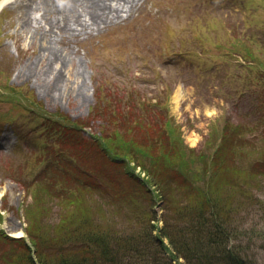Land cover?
Wrapping results in <instances>:
<instances>
[{"label":"rangeland","instance_id":"rangeland-1","mask_svg":"<svg viewBox=\"0 0 264 264\" xmlns=\"http://www.w3.org/2000/svg\"><path fill=\"white\" fill-rule=\"evenodd\" d=\"M3 1L0 264H33L35 249L42 264L80 258L81 230L101 238L93 252L129 243L140 256L126 263L228 264L211 263L222 249L207 252L205 221L264 264V0H143L101 32L57 29L62 61L34 37L42 0ZM95 138L121 161L98 159ZM104 162L116 177L95 194Z\"/></svg>","mask_w":264,"mask_h":264},{"label":"bare ground","instance_id":"bare-ground-1","mask_svg":"<svg viewBox=\"0 0 264 264\" xmlns=\"http://www.w3.org/2000/svg\"><path fill=\"white\" fill-rule=\"evenodd\" d=\"M140 2L141 0H42L39 2L43 12L42 20L44 22L42 23H45L47 30L42 28L41 31L40 26L37 27L33 31L34 37L37 39L39 35L42 36V51L45 54H50L51 60L62 61V56L59 55L55 45L58 35H54V33L57 29L68 33L69 30L74 33L77 28L83 31L102 30V27L110 26L119 20L125 12L131 13V15L135 11L137 12L136 9ZM31 4H33L32 1ZM26 30H29L28 27ZM58 85V81L49 82L47 91L54 93ZM177 96L180 97L181 93H178ZM22 234L23 232H17L15 235L18 237Z\"/></svg>","mask_w":264,"mask_h":264},{"label":"trees","instance_id":"trees-1","mask_svg":"<svg viewBox=\"0 0 264 264\" xmlns=\"http://www.w3.org/2000/svg\"><path fill=\"white\" fill-rule=\"evenodd\" d=\"M258 132H260L262 134V136H263L262 138L264 140V131H258ZM65 159H66V161H68L70 159V153L69 152L65 154ZM66 186L68 187L70 185L66 184ZM50 193L51 192H47V194H50ZM57 197H55V198H57ZM63 198L73 199L72 196H69V197L64 196ZM201 219H202V217H201ZM203 223L208 224V226H209L208 228H205V230L204 229L201 230V232H203L205 234V237H207V238L203 237V242H204L203 244L206 246L207 245L209 246V249H207V252L212 251L211 247H214L215 249H217V248L220 249V247H221V249H222V251L220 252V257L217 256L216 257L217 259L215 258L214 260L211 261V263L212 262L213 263L214 262H220V261H222V263H223V261L225 260L228 264H247L246 260H244L241 257V253L236 251L237 255L235 257L234 255H231L226 250V248L222 246V244L219 243L223 239L224 240L226 239V241H227L226 237L228 234V230H227L225 224H222L221 226H219V225L215 224V223H217L216 221H212V222L205 221ZM199 224H202V223H199ZM211 225L213 228H210ZM81 233H83L84 235L76 240L79 242V245H73V246L80 248L79 253H83V254H81L80 258L64 257L62 264H132L130 262L126 263L124 261H126V259L128 257H130L131 255L139 258V253L137 251H135L134 249H131L132 252H125L126 251L125 248H127V244H129V243L118 244L115 248H112L110 245L106 244L107 247L106 246L104 248L102 247L103 249L97 248L98 252H93L92 247L95 243H96V245H98L100 247V243H98V242L101 238L98 239V237L96 235H94L95 233L91 234L88 231L81 230ZM81 240H86L88 242H84ZM218 244L220 247H217ZM119 248H121V250H122L121 255H119V252H120ZM184 248L186 250H189V246H184ZM111 249H115V251H113ZM207 252L204 255H206ZM87 253L89 254V256H86V255L84 256V254H87ZM136 257H135V260H137ZM182 257L188 258L186 256V253H184L182 255ZM192 257H193V254H192ZM86 258H90V260L86 261ZM39 259H40V257H39ZM138 260H140V259H138ZM193 263H194V261H191L190 264H193ZM133 264H138V263H137V261H135Z\"/></svg>","mask_w":264,"mask_h":264}]
</instances>
